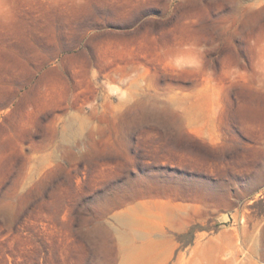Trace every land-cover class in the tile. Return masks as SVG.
Here are the masks:
<instances>
[{
    "label": "rangeland",
    "instance_id": "obj_1",
    "mask_svg": "<svg viewBox=\"0 0 264 264\" xmlns=\"http://www.w3.org/2000/svg\"><path fill=\"white\" fill-rule=\"evenodd\" d=\"M259 83L264 0H0V264H264Z\"/></svg>",
    "mask_w": 264,
    "mask_h": 264
},
{
    "label": "bare ground",
    "instance_id": "obj_2",
    "mask_svg": "<svg viewBox=\"0 0 264 264\" xmlns=\"http://www.w3.org/2000/svg\"><path fill=\"white\" fill-rule=\"evenodd\" d=\"M218 27V35H217V54L221 53L220 46V31ZM248 99L245 101V107L251 111L254 115L262 114V108H264V88L262 87V83H259L256 88L249 89ZM247 110V111H248Z\"/></svg>",
    "mask_w": 264,
    "mask_h": 264
}]
</instances>
